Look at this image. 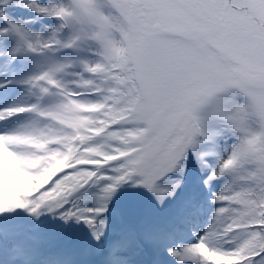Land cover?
Listing matches in <instances>:
<instances>
[{"label":"snow or ice","instance_id":"snow-or-ice-1","mask_svg":"<svg viewBox=\"0 0 264 264\" xmlns=\"http://www.w3.org/2000/svg\"><path fill=\"white\" fill-rule=\"evenodd\" d=\"M0 264H264V0H0Z\"/></svg>","mask_w":264,"mask_h":264}]
</instances>
